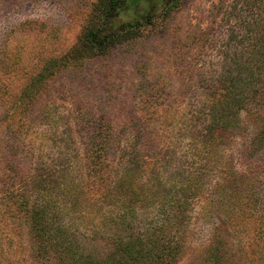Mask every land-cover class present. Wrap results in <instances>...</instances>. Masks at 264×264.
I'll list each match as a JSON object with an SVG mask.
<instances>
[{
  "label": "trees",
  "instance_id": "1",
  "mask_svg": "<svg viewBox=\"0 0 264 264\" xmlns=\"http://www.w3.org/2000/svg\"><path fill=\"white\" fill-rule=\"evenodd\" d=\"M178 2L96 0L75 56L104 54L139 38L157 9L165 18ZM239 2L244 15H236L234 2L225 17L232 19L218 49L221 61L211 74L198 73L181 106L159 108L167 83L151 79L143 86L151 110L132 117V130L119 133L102 118L70 112L69 128L83 140L80 153L72 147L66 149L71 158H59L63 149H56L55 159L44 160L40 153L29 171L12 165L0 174V231L11 228L7 236L0 232V264H175L193 234L192 220L209 225L206 247L217 252L216 264H228V242L235 240L242 254L264 240V174L258 176L264 169V1ZM5 47L0 44V61ZM65 61L47 68L49 60L46 75ZM42 86L15 102L3 97L9 120L18 115L19 124H7L9 136L26 134L24 110ZM41 117L52 119L46 109ZM124 134L128 140L120 143ZM235 138H248V150L262 154L256 167H235L227 154ZM12 240L17 252L26 247L27 258L7 252Z\"/></svg>",
  "mask_w": 264,
  "mask_h": 264
},
{
  "label": "rangeland",
  "instance_id": "2",
  "mask_svg": "<svg viewBox=\"0 0 264 264\" xmlns=\"http://www.w3.org/2000/svg\"><path fill=\"white\" fill-rule=\"evenodd\" d=\"M234 2L236 15H244L238 10L239 0H179L165 18L157 9L152 16L154 22L142 27L139 38L108 47L104 54L77 57L75 48L89 28L96 0H0V44L6 43L1 55L4 60L0 61V174L10 172L12 165L19 173L29 171L40 153L44 160L48 154L55 159L56 149H63L59 158H71L67 150L72 147L79 152L83 140L69 128L73 127V121L67 118L70 112L102 118L107 122L104 124L119 133L132 130V117L151 110L150 100L143 92L145 82L151 79L167 83L158 99L162 101L159 108L172 111L181 106L186 96L193 93L190 88L198 85V73L211 74L221 61L218 49L225 41L232 15L229 22L225 17ZM64 59L52 74L46 75L47 68ZM49 60L54 63L44 69ZM37 84L43 86L31 93L34 100L24 110L29 126L26 134L21 135L22 140L17 135L9 136L7 124H19L18 115L13 112L9 120L8 103L3 102V97L8 94L15 102ZM45 109L52 115L49 121L40 118ZM261 111L262 108L258 110ZM240 117L248 124L253 121L252 115L244 111ZM125 134L120 136V143L128 140ZM50 136L54 138L51 140ZM247 141L248 138H235L227 148L240 171L256 167L262 156L248 150ZM258 170L261 178L264 169L263 173L261 168ZM136 209L142 216V208ZM192 221L193 234L175 264H216L217 252L206 247L209 225ZM1 229L5 236L11 231L9 223ZM228 243V264H264V240L252 242L242 254L235 240ZM22 249L17 252L12 240L7 252L20 260L26 256V247Z\"/></svg>",
  "mask_w": 264,
  "mask_h": 264
}]
</instances>
